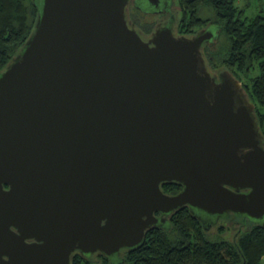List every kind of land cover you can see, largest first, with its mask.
Returning a JSON list of instances; mask_svg holds the SVG:
<instances>
[{
  "label": "water",
  "instance_id": "obj_1",
  "mask_svg": "<svg viewBox=\"0 0 264 264\" xmlns=\"http://www.w3.org/2000/svg\"><path fill=\"white\" fill-rule=\"evenodd\" d=\"M130 1L40 0L0 71V264H113L183 207L264 221V138L241 81L205 64L212 29L169 17L142 39Z\"/></svg>",
  "mask_w": 264,
  "mask_h": 264
},
{
  "label": "trees",
  "instance_id": "obj_2",
  "mask_svg": "<svg viewBox=\"0 0 264 264\" xmlns=\"http://www.w3.org/2000/svg\"><path fill=\"white\" fill-rule=\"evenodd\" d=\"M254 1L262 8L246 15L248 0L241 8L236 0H174L179 15L176 33L189 36L202 28L212 29L213 39L202 48L205 64L212 72L226 70L237 80L240 75L248 81V86L242 82L241 86L254 105L264 138V0ZM39 3L40 0H0V71L23 46L35 24ZM140 4L138 9L131 6L130 12H138ZM134 27L142 33L150 30L145 24L140 26L143 30ZM161 190L175 194L180 186L164 183ZM222 223L215 225L212 232L192 210L183 207L165 224L146 231L137 247L122 251L111 263L264 264V221L249 223L230 214ZM95 258L99 264L110 263L106 257ZM91 262L77 254L70 259V264H94Z\"/></svg>",
  "mask_w": 264,
  "mask_h": 264
},
{
  "label": "rangeland",
  "instance_id": "obj_3",
  "mask_svg": "<svg viewBox=\"0 0 264 264\" xmlns=\"http://www.w3.org/2000/svg\"><path fill=\"white\" fill-rule=\"evenodd\" d=\"M246 1L247 0H236V4H237V6H239L241 8V7L244 6V3H246ZM248 1L250 3V7H249L246 15H250L252 13H255L256 11H258V10H260L262 8V6L259 5L258 2H255L254 0H248ZM137 4L139 5L140 2H137ZM159 7L164 10V13H162V12L160 14L154 13L148 7V5L147 4H144V3H141L140 4V10L138 12L137 11H133V10L130 12V10H129V14L131 15L132 24L134 26H137V27L138 26L140 27L143 24H145L149 28H153L154 25L157 22H164V21H167V19L169 17H172L173 22H174L173 24L175 25L176 24V21L179 18V15H178V10H177V7H176V4H175L174 0H167L166 6H164L163 3H161ZM205 14H206V12L204 11V15ZM206 16H208V15L206 14ZM142 28L140 27L141 30H143ZM144 33H146V32H144ZM220 71L221 70H219V72ZM238 76H239V79L241 80L242 84H245L247 86L249 85V83H248L247 80H245L240 75H238ZM222 220L223 219H221V220L220 219L219 220H214V222L210 226H208V229L210 228V230L213 232L215 225H219V224L221 225V224H223L222 223ZM215 227H217V226H215ZM226 234H228V233H226ZM226 236H228V235H226ZM89 259L92 261L91 263L99 264V262H98V260H96L95 256L94 257H91Z\"/></svg>",
  "mask_w": 264,
  "mask_h": 264
},
{
  "label": "flooded vegetation",
  "instance_id": "obj_4",
  "mask_svg": "<svg viewBox=\"0 0 264 264\" xmlns=\"http://www.w3.org/2000/svg\"><path fill=\"white\" fill-rule=\"evenodd\" d=\"M138 2H139V0H138ZM140 2H143V1H140ZM166 2H167V0H161V2L160 3H163V5L164 6H166ZM144 3V2H143ZM145 4V3H144ZM134 7L135 9H138V7H139V5L136 3V1L134 0V1H130L129 2V4H128V19H129V21H130V23H131V25L133 26V24H132V20H131V15L129 14V8L130 7ZM158 12H162V13H164V10L163 9H161V10H159ZM159 13V14H160ZM134 27V26H133ZM151 29L152 28H150V30H149V32L151 31ZM149 32H147V33H142V31H140V33H141V37H142V39L144 38L145 39V37L149 34ZM155 215H157V214H155ZM165 219V218H164ZM168 220V219H167ZM166 221V220H165ZM163 224H165V223H163ZM162 224V225H163Z\"/></svg>",
  "mask_w": 264,
  "mask_h": 264
}]
</instances>
